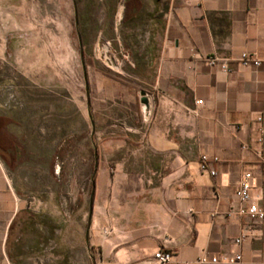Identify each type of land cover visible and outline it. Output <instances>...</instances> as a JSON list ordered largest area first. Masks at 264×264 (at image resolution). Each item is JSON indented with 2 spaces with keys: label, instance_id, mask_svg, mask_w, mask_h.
Instances as JSON below:
<instances>
[{
  "label": "crops",
  "instance_id": "obj_1",
  "mask_svg": "<svg viewBox=\"0 0 264 264\" xmlns=\"http://www.w3.org/2000/svg\"><path fill=\"white\" fill-rule=\"evenodd\" d=\"M126 1L137 14L150 13L135 71L149 106L141 103L124 134L102 138L104 154L117 160L115 175L107 165L103 181L92 182L86 241L97 250L96 264H154L161 249L183 262L239 253L243 264H264V222L238 214L236 197L251 172L253 195L264 205V144L255 121L264 115V67L238 62L243 53L264 59V0ZM210 56L228 61L230 71L210 65ZM9 124L0 114V264H78L74 252L50 251L45 241L33 250L21 239L29 198L7 154ZM202 156L216 159V174L201 169Z\"/></svg>",
  "mask_w": 264,
  "mask_h": 264
},
{
  "label": "rangeland",
  "instance_id": "obj_2",
  "mask_svg": "<svg viewBox=\"0 0 264 264\" xmlns=\"http://www.w3.org/2000/svg\"><path fill=\"white\" fill-rule=\"evenodd\" d=\"M149 16L126 0H0V114L10 122L14 174L35 199L21 238L30 249L45 241L96 264L86 241L92 182L107 165L116 174L102 138L140 118L135 71Z\"/></svg>",
  "mask_w": 264,
  "mask_h": 264
},
{
  "label": "built area",
  "instance_id": "obj_3",
  "mask_svg": "<svg viewBox=\"0 0 264 264\" xmlns=\"http://www.w3.org/2000/svg\"><path fill=\"white\" fill-rule=\"evenodd\" d=\"M207 61L210 65H219L225 72L230 71L229 62L226 60H220L217 57H207ZM239 64L244 67H264V59H259L253 54L243 53L238 59ZM204 100H197L198 105H202ZM198 114V110H194ZM255 121L258 122L260 126V137L259 141L264 144V115L259 114L256 116ZM216 159L212 160L208 156H202L201 158V169L210 174H216L214 170V162ZM253 174L251 172H245L241 178L239 189L237 191L236 197L240 203L238 208V214L242 216H247L254 222H264V205L259 202V198L253 195ZM35 203V199L29 201V208ZM244 235H242L243 237ZM241 238L235 240L236 243H240ZM98 264H126L116 261L101 260ZM154 264H243V259L241 254H222L217 256H209L208 254H203L199 256L195 261L183 262L179 254L174 251H168L166 249H161L155 254Z\"/></svg>",
  "mask_w": 264,
  "mask_h": 264
},
{
  "label": "water",
  "instance_id": "obj_4",
  "mask_svg": "<svg viewBox=\"0 0 264 264\" xmlns=\"http://www.w3.org/2000/svg\"><path fill=\"white\" fill-rule=\"evenodd\" d=\"M141 103L145 104L146 106H149V99L147 97V93L146 92H141ZM96 186V184L94 183V187ZM94 204H95V189L92 193L91 199H90V205H89V224L88 226H91V222H92V217H93V212H94Z\"/></svg>",
  "mask_w": 264,
  "mask_h": 264
},
{
  "label": "trees",
  "instance_id": "obj_5",
  "mask_svg": "<svg viewBox=\"0 0 264 264\" xmlns=\"http://www.w3.org/2000/svg\"><path fill=\"white\" fill-rule=\"evenodd\" d=\"M94 182H95V180H94ZM94 182H93V183H94ZM95 183H96V182H95Z\"/></svg>",
  "mask_w": 264,
  "mask_h": 264
}]
</instances>
